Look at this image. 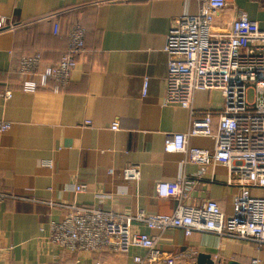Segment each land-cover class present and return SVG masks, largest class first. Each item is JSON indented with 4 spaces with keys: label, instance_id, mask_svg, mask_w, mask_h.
<instances>
[{
    "label": "crops",
    "instance_id": "0c3cea01",
    "mask_svg": "<svg viewBox=\"0 0 264 264\" xmlns=\"http://www.w3.org/2000/svg\"><path fill=\"white\" fill-rule=\"evenodd\" d=\"M228 3L216 16L218 28L243 9L264 29L260 3ZM198 7L199 0H0V19L13 26L0 28V121L11 123L0 131V193L21 196L0 202V264H76L79 255L50 240V223L65 216L66 205L128 214L175 211L178 200L160 197L158 183L198 174L201 167L165 149L170 136L187 131L190 122L188 109L165 102V45L173 21ZM74 25L85 29V49L76 57L67 89L23 91L22 56L41 53L44 65L56 63ZM7 89H12L10 98L3 96ZM193 104L217 112L223 97L217 89H199ZM217 124L214 117V129ZM189 142L210 150L215 146L203 135ZM131 165L141 171L136 181L122 175ZM228 179L225 165L207 167L185 203L198 206L213 199L231 214L240 191ZM78 184L87 189L77 192ZM133 228L159 236L158 247L174 264L197 263L201 253L209 255L206 263L258 259L264 264V244L211 232L188 236L177 228L160 232L136 221ZM145 254L140 247L129 254L101 252L83 256L80 264H137L133 257Z\"/></svg>",
    "mask_w": 264,
    "mask_h": 264
},
{
    "label": "built area",
    "instance_id": "2783aa9c",
    "mask_svg": "<svg viewBox=\"0 0 264 264\" xmlns=\"http://www.w3.org/2000/svg\"><path fill=\"white\" fill-rule=\"evenodd\" d=\"M254 1L264 10V0ZM228 4V0H199L195 14L173 21L165 45L168 55L165 102L180 105L190 114L187 131L173 133L165 149L183 153L184 162L200 165L199 173L158 183L160 197L173 196L178 200L171 214L148 213L143 209L128 214L98 206L66 205L65 216L50 223V240L62 250L79 255L76 264L85 255L129 254L134 247L146 250L145 256L133 257L137 264H174L175 259L158 247L159 236L134 230V221L160 232L177 228L188 236L194 232H211L264 244V29L243 9L237 10L226 27L218 28L216 16ZM6 26L13 27L1 18L0 28ZM59 30L60 25L55 22L54 33ZM84 49L85 29L74 25L68 31L66 48L56 63L44 65L41 53L22 56L21 89L26 92L66 90L76 57ZM199 89L221 92L220 111L199 109L193 104L194 93ZM146 90L147 80L144 95ZM11 95L12 89L3 94L5 98ZM214 117L218 119L215 129ZM118 126L112 125L114 129ZM10 127V122L0 121V131ZM197 135L213 138L214 149L192 146L189 140ZM219 163L229 171L227 184L240 191L234 199L232 213L227 214L213 199L198 206L186 204L185 199L201 179V173ZM122 175L136 181L141 171L137 165H131L122 170ZM86 189L85 184L75 187L77 192ZM16 197L21 198L1 192L0 202ZM258 263L254 259L251 264Z\"/></svg>",
    "mask_w": 264,
    "mask_h": 264
},
{
    "label": "water",
    "instance_id": "95a60500",
    "mask_svg": "<svg viewBox=\"0 0 264 264\" xmlns=\"http://www.w3.org/2000/svg\"><path fill=\"white\" fill-rule=\"evenodd\" d=\"M208 257L209 255L203 253L199 254L197 264H215L213 260H209V262L206 263V258ZM228 264H240V263H237L236 261H230Z\"/></svg>",
    "mask_w": 264,
    "mask_h": 264
}]
</instances>
